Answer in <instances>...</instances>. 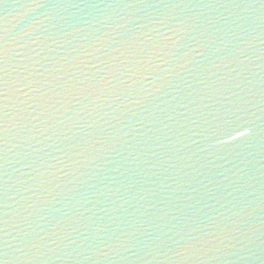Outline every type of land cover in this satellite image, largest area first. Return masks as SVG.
<instances>
[{"label":"water","instance_id":"water-1","mask_svg":"<svg viewBox=\"0 0 264 264\" xmlns=\"http://www.w3.org/2000/svg\"><path fill=\"white\" fill-rule=\"evenodd\" d=\"M0 264H264V0H0Z\"/></svg>","mask_w":264,"mask_h":264}]
</instances>
